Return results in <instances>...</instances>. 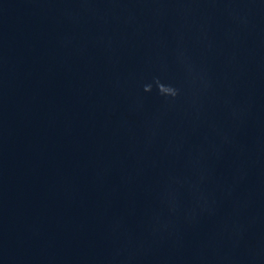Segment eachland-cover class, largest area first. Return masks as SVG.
<instances>
[{"label": "water", "instance_id": "95a60500", "mask_svg": "<svg viewBox=\"0 0 264 264\" xmlns=\"http://www.w3.org/2000/svg\"><path fill=\"white\" fill-rule=\"evenodd\" d=\"M0 264H264V0H0Z\"/></svg>", "mask_w": 264, "mask_h": 264}]
</instances>
